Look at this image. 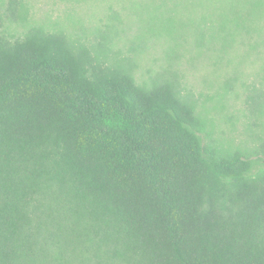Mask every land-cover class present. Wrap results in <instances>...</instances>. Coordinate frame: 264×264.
<instances>
[{
    "label": "trees",
    "instance_id": "obj_1",
    "mask_svg": "<svg viewBox=\"0 0 264 264\" xmlns=\"http://www.w3.org/2000/svg\"><path fill=\"white\" fill-rule=\"evenodd\" d=\"M159 1L173 39L264 60V0ZM27 20L0 0V264H264V133L218 147L170 82Z\"/></svg>",
    "mask_w": 264,
    "mask_h": 264
},
{
    "label": "rangeland",
    "instance_id": "obj_2",
    "mask_svg": "<svg viewBox=\"0 0 264 264\" xmlns=\"http://www.w3.org/2000/svg\"><path fill=\"white\" fill-rule=\"evenodd\" d=\"M23 2L28 9L25 28L42 26L101 49L108 59L125 63L138 83L173 84L206 120L216 146L253 150L259 145L264 133L259 127V94L264 90L259 43L252 51L245 40L223 56L201 53L195 48L196 35L184 31L183 39H173L178 35L160 19L163 10H156L159 0ZM191 11L182 15L194 17Z\"/></svg>",
    "mask_w": 264,
    "mask_h": 264
}]
</instances>
